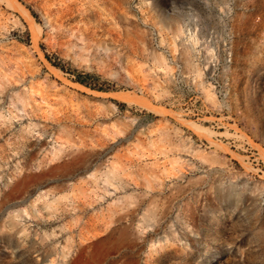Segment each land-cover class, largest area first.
<instances>
[{
    "label": "rangeland",
    "instance_id": "obj_1",
    "mask_svg": "<svg viewBox=\"0 0 264 264\" xmlns=\"http://www.w3.org/2000/svg\"><path fill=\"white\" fill-rule=\"evenodd\" d=\"M0 264H264V0H0Z\"/></svg>",
    "mask_w": 264,
    "mask_h": 264
},
{
    "label": "trees",
    "instance_id": "obj_2",
    "mask_svg": "<svg viewBox=\"0 0 264 264\" xmlns=\"http://www.w3.org/2000/svg\"><path fill=\"white\" fill-rule=\"evenodd\" d=\"M31 13H32V15H33L34 17H36L35 14H34L33 12H31ZM77 81H79L80 83H84V82H82L81 80H77Z\"/></svg>",
    "mask_w": 264,
    "mask_h": 264
}]
</instances>
